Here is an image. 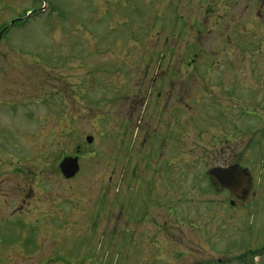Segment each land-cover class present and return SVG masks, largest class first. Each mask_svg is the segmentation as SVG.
<instances>
[{"label":"rangeland","instance_id":"374dc122","mask_svg":"<svg viewBox=\"0 0 264 264\" xmlns=\"http://www.w3.org/2000/svg\"><path fill=\"white\" fill-rule=\"evenodd\" d=\"M216 9L0 0V264H264V26Z\"/></svg>","mask_w":264,"mask_h":264},{"label":"flooded vegetation","instance_id":"af4514ba","mask_svg":"<svg viewBox=\"0 0 264 264\" xmlns=\"http://www.w3.org/2000/svg\"><path fill=\"white\" fill-rule=\"evenodd\" d=\"M209 2V8L214 6V3H216V14H219V18L217 19L218 21H222L223 19H226L228 17L229 23L227 24V27L224 28L223 32H220V36H227V39L229 40V33L230 34H235L236 30L239 28L240 23L243 19L250 18V21H254L256 23H260L261 26H264V0H208ZM201 10L204 12V7L201 8ZM203 18H207V21L200 23L201 27L207 26L208 20L211 18L207 15L204 14L201 15ZM248 21V20H247ZM199 23V22H198ZM250 26L252 25L250 22L247 23V25ZM238 27V28H237ZM238 31V30H237ZM220 39H223L220 37ZM219 47V46H218ZM216 54L218 52L216 51ZM242 62L244 65L248 62H253L252 59H242ZM238 164V163H235ZM240 166V164H238ZM241 167V166H240ZM216 168H221V167H216ZM226 167H223L222 169H225ZM250 173V172H249ZM260 176V182L257 185V187L262 186V183L264 180V165L262 162L260 163L259 167V175ZM210 183L216 188L217 185L212 179H208ZM252 177L247 179L244 182L243 189L245 190V196H242L239 192V190L234 187L232 191L229 190H220L219 192L224 193L226 197L230 198L228 201L229 206L231 207H236V203H239L241 205H245L246 200L249 197V194H251V189H252ZM261 188V187H260ZM259 254H264V244L261 245L259 249Z\"/></svg>","mask_w":264,"mask_h":264},{"label":"water","instance_id":"95a60500","mask_svg":"<svg viewBox=\"0 0 264 264\" xmlns=\"http://www.w3.org/2000/svg\"><path fill=\"white\" fill-rule=\"evenodd\" d=\"M13 23L14 22H11L9 26H11ZM85 141L87 144H91L93 139L92 137H86ZM58 170L65 180L68 181L73 179L80 170L78 157L63 158L58 164ZM207 176L216 183L219 189L232 191V189L236 187L242 196H244L246 193L243 189L244 182L250 178L248 171L246 169L240 168L237 165L226 169H210L207 172Z\"/></svg>","mask_w":264,"mask_h":264},{"label":"trees","instance_id":"16d2710c","mask_svg":"<svg viewBox=\"0 0 264 264\" xmlns=\"http://www.w3.org/2000/svg\"><path fill=\"white\" fill-rule=\"evenodd\" d=\"M18 22H21V20H19V21L15 22V23H18ZM6 30H7V29H4V32H5Z\"/></svg>","mask_w":264,"mask_h":264}]
</instances>
